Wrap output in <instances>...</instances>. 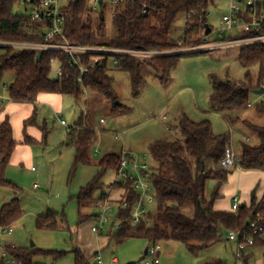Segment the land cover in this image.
I'll use <instances>...</instances> for the list:
<instances>
[{"label":"trees","instance_id":"16d2710c","mask_svg":"<svg viewBox=\"0 0 264 264\" xmlns=\"http://www.w3.org/2000/svg\"><path fill=\"white\" fill-rule=\"evenodd\" d=\"M18 1L0 0V38L38 40L39 37L31 32L37 25L30 24L26 16L16 11ZM215 3L216 0H125L120 3L116 15L113 16L115 32L108 39H101L106 33L104 18L102 17V24L95 32L88 24L89 0H70L65 8L66 34L74 43L169 50L181 47L171 35V31L178 16L185 13L188 29L182 45L184 47L197 41L201 42L202 38L194 40L187 34L194 31L198 34L201 26H207L209 9ZM210 29L213 28L210 26ZM40 55L41 57L37 51L12 49H6L1 55L0 78L4 71L15 74L13 82L7 86L9 97L17 102L36 104L42 93H57L70 95L78 100L83 94L82 85L78 80L80 69L76 65L73 66L69 58L63 54L44 51ZM182 55L186 54L174 53L150 58L130 57L117 68L128 71L134 87L139 89L144 81L142 77L144 65H148L158 74H163L162 81L167 82L170 69L178 64ZM53 56H57L59 63L65 66L67 74L62 79L52 75L54 72L50 60ZM85 60L87 61V58ZM239 60L246 67L257 64L258 72L254 75L247 69L244 79L240 82L213 77L210 102L214 108L233 111L248 107L251 93L264 86V43L240 47ZM113 82L114 78L108 69H92L84 76V84L88 88L115 102L117 96ZM120 105L114 104V113L118 112ZM256 108L258 112L264 113V101L257 104ZM83 120L84 114L76 126L67 129L66 134V142L75 148V167L91 163V149L97 139V131L84 126ZM232 121H243L256 133L258 142L251 144L243 141L241 155L237 156L238 160L231 167L224 168L220 165L231 137L228 133H216L209 119L196 121L183 114L178 125L184 141L159 139L151 144L150 153L158 162L157 166H152L151 169L158 212L152 210L149 213L150 225L145 222L138 224L132 222V207L139 198L133 182L115 180L106 184L103 181L109 170L118 171L121 162V153H107L98 162L99 173L82 188L77 197L80 221L94 218L96 212L83 213L81 209L85 206L96 207L99 201L110 199L109 189L114 187L116 190H123L115 201L127 199L129 205L120 208L115 215V220L121 221L118 228L99 234L105 235L108 243L113 241L121 243L132 237H144L149 243L174 239L183 242L192 254H197L205 248L228 240L226 236L231 230L240 229L258 212L264 214V193L260 197L256 189L252 192L249 202L240 201L238 209H234L232 205L231 209L216 208L217 200L222 197L221 189L228 182L233 167L264 171V123H253L240 117ZM38 124L37 112L34 111L24 122V144L37 145L46 141L49 129L45 125H39L44 134L41 142L27 132L28 126ZM18 144L14 138L11 119L7 115L0 123V187L15 186L7 178V168ZM210 180H215L216 184L208 198L206 192ZM189 204L193 205L192 214L185 210ZM21 216L19 199L14 198L2 206L0 225L12 226L11 224ZM64 222L65 217L51 210L37 219L38 227L46 229H55ZM250 246L264 248V231L255 236V243ZM6 248L19 264H47L42 259L64 255V252L35 247L7 245ZM74 253L75 264H92V256H87L81 247H76ZM252 257L253 252L244 254L245 264H249ZM209 263L224 264L218 260H210ZM0 264L9 263L0 261Z\"/></svg>","mask_w":264,"mask_h":264},{"label":"rangeland","instance_id":"374dc122","mask_svg":"<svg viewBox=\"0 0 264 264\" xmlns=\"http://www.w3.org/2000/svg\"><path fill=\"white\" fill-rule=\"evenodd\" d=\"M88 7V24L96 32L102 24L103 17L106 33L101 39L111 37L116 30L113 23L116 4L111 0H105L103 5H98L95 9L91 4ZM228 8L229 0H216L215 5L209 9L208 24L213 28V36H218L223 26L222 17L227 13ZM185 26L186 14L182 13L176 19L171 31V35L181 47L174 48L171 52L178 51L186 55H182L178 64L170 69L167 82L162 81L163 74H158L148 65H144L142 67L144 81L139 89H136L128 71L112 68L109 72L114 78L113 86L117 96L115 102L90 88L87 89V94H82L78 100L73 96L64 95L58 112L62 114L67 125L76 126L84 114V126L97 131V139L91 149V163L79 164L75 167V148L66 142L67 127L62 124L58 115H55L57 108L38 103L40 112L45 113L49 135L45 142L32 147L34 155L31 162L28 158L29 162L25 164L11 163L7 168V178L15 186L0 187V211L5 203L18 198L22 216L11 224L13 232L3 233L0 237L3 246L17 245L64 252L61 257L50 256L42 259L47 264H75L76 247H81L86 254L88 252L92 255V264H100L97 259L98 254L105 264L153 260V256L145 254L146 248L152 243L144 237H132L121 243L116 241L108 243L105 235L92 231L93 218L80 221L77 197L82 188L99 173L100 159L107 153H121L127 150L141 157L146 153L145 160L152 166H157L158 162L150 153V146L159 139L184 141L178 125L179 118L183 114L196 121L209 119L216 133H228L231 137V147L237 156L241 155L243 141L251 144L258 142L256 133L243 121L232 120L240 117L242 120L248 119L253 123L263 124L264 113L258 112L256 105L264 101V95L252 92L250 95L252 105L233 111L214 108L210 102L213 77L240 82L244 79L247 69L256 75L258 65L244 66L239 60L237 47L192 51L201 48L198 47L200 41L183 47V38L186 36ZM198 32L196 34L194 31L187 36L194 40L198 37L202 38L203 36L200 35L202 32ZM230 34L231 32H226V35ZM5 50L0 47V57ZM52 75L55 76L53 73ZM14 78L15 74L10 71H4L0 78V95L5 97L2 106L9 99L7 86ZM116 103L121 105L118 112L114 113L113 108ZM248 170L252 169L236 167L232 173ZM117 178H119L117 171L111 169L106 173L103 181L110 184ZM231 182L225 184V189L227 188L228 191L234 189L231 187ZM35 184L39 187H35ZM213 184V180L208 181L206 192L208 198L213 191ZM252 184L244 182L237 191L243 194L244 198H249ZM109 191L112 202L123 193V190H116L114 187ZM230 194L231 192L226 196ZM50 210L65 217L66 222L60 223L55 229L39 228L38 217L48 214ZM153 210L155 212L158 210L156 203ZM185 210L188 214H192L193 205L189 204ZM81 211L95 213L97 207L85 206ZM159 243L161 244L158 256L160 264H211L210 260L222 261L224 264H245L244 260L237 256L236 243L227 239L197 254H192L186 245L178 240L169 239ZM250 252H253V257L249 264H264L263 247H247L245 254ZM113 256H117L119 262L112 263Z\"/></svg>","mask_w":264,"mask_h":264},{"label":"built area","instance_id":"2783aa9c","mask_svg":"<svg viewBox=\"0 0 264 264\" xmlns=\"http://www.w3.org/2000/svg\"><path fill=\"white\" fill-rule=\"evenodd\" d=\"M70 0H19L16 4V11L26 16L30 24L35 23L36 28L32 33L39 37L38 40L22 39H1L0 47L12 49L15 51H37L41 54L44 51L60 53L69 58L73 66L80 69L78 80L83 88V94H87L88 87L84 84V76L92 69H112L117 68L124 60L130 57L150 58L166 54L183 53L171 52L172 49H149V48H129L104 44H82L74 43L69 40L66 34L67 14L65 8ZM125 0H111L118 7ZM105 0H89V5L96 8L103 5ZM116 15V10L113 16ZM223 26L218 32V36H213V29L208 31L207 26L199 29L203 37L200 42V49L192 51H206L215 49L240 48L249 44L264 43V0H229L227 13L222 17ZM188 26H185V34ZM196 32V31H195ZM226 32H231L226 35ZM190 34V33H189ZM188 35V34H187ZM185 40V36L183 38ZM87 58V61L85 60ZM52 70L55 77L62 79L65 77V66L59 63L57 56L51 57ZM252 104H249L251 106ZM67 129L70 127L63 119L62 114L58 113ZM125 134V131H123ZM249 139V138H247ZM147 154L141 157L130 151L121 152L120 167L117 171L119 178L125 182H133V186L138 193V200L134 203L131 212L132 222L138 224L145 222L151 224L149 213L153 210L156 203V188L151 179L152 164L146 161ZM143 159V160H141ZM238 160L231 144L225 149L220 165L224 168L231 167ZM34 169V167H33ZM35 187H39L35 184ZM240 196L235 195L232 198V207L238 209ZM129 205L128 200L121 202L111 201L110 199L101 200L97 204V212L93 218L92 231L101 234L110 229L114 230L120 226L121 221L115 220L118 210ZM264 214L261 212L251 218L245 225L238 230H231L228 240L237 245V256L243 259L245 250L248 246L255 243V236L264 231ZM11 226L3 227L0 225V237L3 233H11ZM15 246V245H11ZM0 241V261H7L9 264L17 262L12 258L6 248ZM161 244L152 243L148 246L146 255L153 256V260H142L136 264H160L159 254ZM100 264L103 263L101 256H97ZM116 260V259H115ZM53 264V263H48Z\"/></svg>","mask_w":264,"mask_h":264},{"label":"crops","instance_id":"0c3cea01","mask_svg":"<svg viewBox=\"0 0 264 264\" xmlns=\"http://www.w3.org/2000/svg\"><path fill=\"white\" fill-rule=\"evenodd\" d=\"M63 97H64V95L57 94V93H42L39 96L36 104L27 103V102H17V101H14L13 99H11L10 97H8L9 99L7 100V102H5L6 104H4V106H2V104L4 103L5 97L3 95H0V123L8 115L11 119L12 126L14 129V138L16 139V141L19 142V144L17 145V147L13 153L10 164L11 163L25 164L26 162H29V159H30V162L33 159L34 154H33L32 147L34 145L24 144L23 140H24V129H25L24 122L26 119H28L30 116H32L34 111L37 112V122L39 124H38V126L37 125L28 126L27 132L31 136L38 139L39 142H41L43 139L44 134H43L42 129L39 127V125H41V126L45 125L47 128H48V126H47V120L45 118V113L40 112L39 107H38V103H41L44 105H51V106L57 108L55 111L56 112L55 115H58V113H60V112H58V110L60 109L59 107L61 106V104L63 102ZM213 181H214V184H213V188H214L216 181L215 180H213ZM228 182L232 183L231 187H234V189L232 188V190L228 191L227 188L225 189L226 183L223 185V187L221 189L222 197L220 199H218L216 202V208H218V209H231L232 198L235 195L240 196L241 202L247 203L250 201L251 194L255 189H256L255 191H256L257 195L260 197L264 193V171H262V170H248V171H243V172L237 171L236 173L230 174ZM244 182H245V184L253 183L252 186L250 187L249 198H246V197L244 198L243 194H241L240 192L237 191L239 186L240 187L243 186ZM237 183H240V185H236ZM229 192H231V194L229 196H226V194H228ZM96 254H98V253H96ZM87 256H92V255H90V253L88 254V252H87ZM111 262L112 263L119 262L117 256H113ZM102 264H105L104 260H103Z\"/></svg>","mask_w":264,"mask_h":264},{"label":"water","instance_id":"95a60500","mask_svg":"<svg viewBox=\"0 0 264 264\" xmlns=\"http://www.w3.org/2000/svg\"><path fill=\"white\" fill-rule=\"evenodd\" d=\"M207 29H208V31L210 30V25L209 24H207ZM39 57H41V55L39 54ZM255 92L256 93H258V94H261V95H264V86H262L260 89H258V90H255ZM118 104V103H117ZM203 169H204V167H203ZM32 246H34V244H32ZM148 253V247L146 248V250H145V254H147ZM137 262L136 261H129V262H127L126 264H136Z\"/></svg>","mask_w":264,"mask_h":264}]
</instances>
